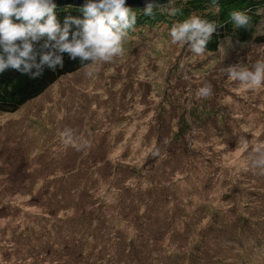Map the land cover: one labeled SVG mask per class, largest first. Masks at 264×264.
<instances>
[{"label": "rangeland", "instance_id": "374dc122", "mask_svg": "<svg viewBox=\"0 0 264 264\" xmlns=\"http://www.w3.org/2000/svg\"><path fill=\"white\" fill-rule=\"evenodd\" d=\"M173 18L136 24L92 77L88 64L0 112V264H264V175L250 163L264 85L222 72L264 59V43L224 38L199 57L172 42Z\"/></svg>", "mask_w": 264, "mask_h": 264}, {"label": "clouds", "instance_id": "9594fccd", "mask_svg": "<svg viewBox=\"0 0 264 264\" xmlns=\"http://www.w3.org/2000/svg\"><path fill=\"white\" fill-rule=\"evenodd\" d=\"M211 2L218 5V0ZM175 4L176 0H167L163 5L150 0L143 12L151 16L157 8L176 15L179 10ZM56 8L54 0H0V74L11 69L37 79L46 69H62L64 54H67L70 60L92 65L85 73L92 77L99 65L124 55L123 43L136 27V12L126 5V0H85L80 8L83 19L66 17L63 25L57 20ZM229 17L236 28L247 27L250 23L245 11H231ZM219 26L216 21L193 13L174 24L169 34L173 43L187 44L191 52L204 57L210 52L206 46ZM230 46L229 42L227 47ZM222 50L225 54L224 46ZM222 72L243 85H264V59L229 65L223 67ZM211 95L212 85L207 82L196 92L200 99ZM61 135L66 144H72L74 132L71 128L66 127ZM241 143L248 145L245 137H241ZM88 146V141L84 140L79 148ZM152 155L159 156V150H154ZM250 163L252 168L259 170L258 174L264 175V147H255Z\"/></svg>", "mask_w": 264, "mask_h": 264}, {"label": "trees", "instance_id": "16d2710c", "mask_svg": "<svg viewBox=\"0 0 264 264\" xmlns=\"http://www.w3.org/2000/svg\"><path fill=\"white\" fill-rule=\"evenodd\" d=\"M177 1L184 3L175 4V7L179 11L176 15H174L177 19L174 21H183L191 14L195 13L202 18L214 20L218 23V25H220L216 32L212 35L211 41L206 46L207 50L210 51L209 53L216 52L220 46L221 40L224 38H231L237 44H244L252 39L260 41L259 43H264V40L255 36L256 26L260 22L261 18H264V11L262 14L259 12L261 8H264V0H218V5H214L211 0ZM166 3L167 1L158 4L163 5ZM144 7L145 6L131 7L136 12V24L138 25H144L145 21L142 23L143 20H147L146 22H155L158 20L172 22L174 19V16L167 10L160 11L157 8L153 9V15H145L143 12ZM80 8L81 6L76 5L57 6L55 11L57 20L61 25H63L66 17L83 19V13L80 11ZM234 10H241L247 13V15L250 17V23L247 27H235L229 17V13ZM14 22L19 21L14 20ZM72 27L73 30H75V26L73 25ZM64 61V67L62 69H57L56 71H50L46 69L44 74L37 79H31L29 76L23 75L11 69L0 74V112H12L18 110L28 101L41 96L45 90H47L62 76L76 72L77 70L89 64H81L79 60H70L67 54H64ZM216 116L218 118V114ZM184 122L185 121H182V124L179 126L182 127ZM186 133V130H178V134L180 136L185 137ZM177 136L174 137L173 141H177ZM112 186L110 185L108 189L113 188ZM168 258L169 260H177V262L180 260V257H174L172 255L170 257L168 256ZM194 261L195 263L193 264H198L202 263L203 259L196 257L194 258ZM188 264H192V262ZM216 264H221V262L218 261Z\"/></svg>", "mask_w": 264, "mask_h": 264}, {"label": "water", "instance_id": "95a60500", "mask_svg": "<svg viewBox=\"0 0 264 264\" xmlns=\"http://www.w3.org/2000/svg\"><path fill=\"white\" fill-rule=\"evenodd\" d=\"M167 0H155L156 3H162ZM147 2L150 0H126V5L129 7H143ZM57 6H64V5H76L82 6L85 3V0H54Z\"/></svg>", "mask_w": 264, "mask_h": 264}]
</instances>
